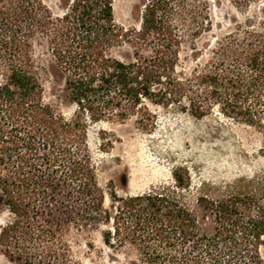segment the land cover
<instances>
[{
  "label": "trees",
  "instance_id": "1",
  "mask_svg": "<svg viewBox=\"0 0 264 264\" xmlns=\"http://www.w3.org/2000/svg\"><path fill=\"white\" fill-rule=\"evenodd\" d=\"M264 6V0H229ZM0 0V193L11 219L0 228L8 264H78L72 234L104 225L108 247L131 246L137 264H264V183L257 191L199 197L212 217L204 233L176 188L188 183L181 167L173 186L116 196L103 191L86 145V121L134 118L150 131L151 107H175L200 118L216 110L264 129V37L249 24L207 44V0H140L134 24L121 26L113 0ZM42 46L72 104L66 120L43 102L35 48ZM193 52L184 66L181 54ZM127 49V56L116 51Z\"/></svg>",
  "mask_w": 264,
  "mask_h": 264
},
{
  "label": "rangeland",
  "instance_id": "2",
  "mask_svg": "<svg viewBox=\"0 0 264 264\" xmlns=\"http://www.w3.org/2000/svg\"><path fill=\"white\" fill-rule=\"evenodd\" d=\"M54 13L60 11L58 0H44ZM210 30L196 40L197 54L204 58L207 44L249 24L264 37V6L250 3L236 6L229 0H207ZM140 0H113L117 24H134L132 11ZM133 11V12H134ZM116 54L127 56L126 48ZM34 57L42 83V99L66 120L73 117L74 106L62 96L60 77L42 46ZM184 66L193 64V52L187 47L181 54ZM155 124L150 131L137 127L134 118L123 122L86 121V145L95 166L96 179L103 191V207L116 196L133 195L151 187L173 186L172 170L181 167L187 187L176 188L181 201L192 211L200 229L209 234L213 221L198 202L199 197L219 199L228 192L257 191L264 183V129L254 128L223 116L214 110L196 118L175 107H151ZM11 213L0 193V228ZM104 225H92L81 234L69 237L70 254L78 264H137L136 251L129 245L108 247L100 231ZM264 262V236L259 246ZM0 252V264H8ZM17 264V263H16Z\"/></svg>",
  "mask_w": 264,
  "mask_h": 264
}]
</instances>
